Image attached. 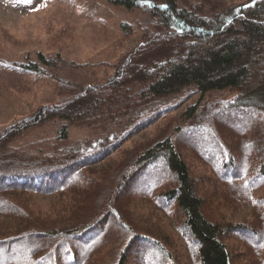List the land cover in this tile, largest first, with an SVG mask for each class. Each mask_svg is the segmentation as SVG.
<instances>
[{
    "label": "trees",
    "instance_id": "1",
    "mask_svg": "<svg viewBox=\"0 0 264 264\" xmlns=\"http://www.w3.org/2000/svg\"><path fill=\"white\" fill-rule=\"evenodd\" d=\"M103 1L152 24L106 81L56 79L60 102L0 131V264H147L159 253L165 264H264V0ZM34 57L18 67H77ZM159 125L155 140L124 149ZM73 129L93 139L89 151L62 149ZM181 145L193 160L177 153ZM203 185L211 190L200 196ZM33 197L60 201L39 213ZM236 210L251 218L227 216Z\"/></svg>",
    "mask_w": 264,
    "mask_h": 264
},
{
    "label": "rangeland",
    "instance_id": "2",
    "mask_svg": "<svg viewBox=\"0 0 264 264\" xmlns=\"http://www.w3.org/2000/svg\"><path fill=\"white\" fill-rule=\"evenodd\" d=\"M151 24V18L140 10L126 11L124 8L107 4L103 0H0V131L29 115L39 106L60 102L59 85L56 84V79L68 80L71 84L81 87L106 81L112 76L113 67L120 54L138 44L143 29ZM37 53L48 57L60 55L63 60L74 62L77 67L61 66L56 69H45V75L29 73L18 67L20 62L25 61L26 56L33 58ZM255 72H261V68ZM177 99L172 97L148 105L138 110L136 115L144 117L155 107L167 106ZM213 101L215 99L206 104L207 106L205 105L202 118L210 110L208 107L214 104ZM190 102L177 108L175 112L184 111L185 106ZM239 119L240 117L232 122L236 123ZM221 123L223 129L228 132L227 124ZM131 125L128 121L123 127ZM169 125L171 124L166 126L169 127ZM251 127L254 130L261 128L262 124L256 120ZM164 128L165 125L149 128L136 138V142L132 140L131 143L124 145V149L127 151L139 149L138 144L142 145L155 140V136ZM89 139L82 131L73 129L69 141L62 145V149L67 153L70 151L85 153L93 144V139L90 141ZM183 145L178 147L182 150L178 149L177 153L188 160H193V155ZM121 159V155L113 159L114 165L117 166ZM191 169L198 173L200 171L194 165H191ZM73 180L76 182V179ZM210 190L208 186L203 185L197 189L196 193L204 196ZM126 193L124 190L118 191L117 196L122 197ZM70 197L71 195H67L60 198L66 201ZM33 198L31 204L35 210H39V213L55 210L60 201L59 198L48 200H42L40 197ZM150 209L147 207L146 214L150 213ZM223 211L226 212L225 209ZM141 214L142 210L139 209L135 213V218L138 220ZM228 215L235 221L251 218L249 210H236L233 213H227ZM159 225L165 230L169 228L162 215ZM115 228L113 236L117 235L118 239L121 233L118 232L117 227ZM236 246L238 253L243 251L238 244ZM156 255L157 259L150 258L147 264H165V257L161 253ZM242 261L241 264H246V260ZM131 262L134 260L131 259Z\"/></svg>",
    "mask_w": 264,
    "mask_h": 264
}]
</instances>
